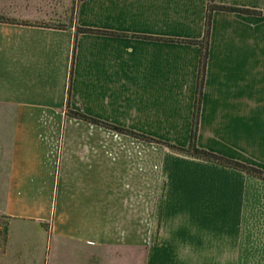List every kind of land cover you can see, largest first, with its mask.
Returning <instances> with one entry per match:
<instances>
[{
	"label": "crops",
	"instance_id": "crops-1",
	"mask_svg": "<svg viewBox=\"0 0 264 264\" xmlns=\"http://www.w3.org/2000/svg\"><path fill=\"white\" fill-rule=\"evenodd\" d=\"M215 2L250 12L212 14L196 145L264 176V0ZM71 3L0 0V264H264V179L66 113L187 146L199 46L159 39L207 0ZM76 26L115 34L77 35L67 99Z\"/></svg>",
	"mask_w": 264,
	"mask_h": 264
},
{
	"label": "trees",
	"instance_id": "trees-1",
	"mask_svg": "<svg viewBox=\"0 0 264 264\" xmlns=\"http://www.w3.org/2000/svg\"><path fill=\"white\" fill-rule=\"evenodd\" d=\"M82 0H73V7L71 10V19L74 17V13L76 11V7L78 3ZM216 10H224V11H244V12H250L248 10H243L235 7L230 6H224L219 5L215 2V0H207V9H206V16H205V23H204V33L201 39L199 40H189V39H159L163 41H170V42H181V43H188V44H195L199 46L200 54H199V67H198V74H197V82H196V93H195V100H194V107H193V114H192V125H191V131H190V137L189 142L187 146L181 147L176 146L173 144H169L166 142H163L161 140H157L155 138H151L148 136H145L140 133H136L131 130H127L118 126L106 124L103 122H100L96 119L90 118L86 115H83L81 113L72 111L70 109L66 110V113L69 116H72L74 118L83 119L85 121L91 122V123H99L106 127L111 128L112 130L120 133L128 134L134 138H138L141 140H145L148 142H156L159 144H163L168 146L171 150L191 156L197 159H201L207 162H211L214 164L222 165L228 168H232L235 170H239L242 172H245L246 174L252 175L257 178L264 179L263 173L261 170L248 166L246 164L227 159L225 157H222L220 155H217L215 153L209 152L207 150L201 149L196 145V136H197V128H198V119H199V111H200V103H201V95H202V87L205 77V69H206V62H207V55H208V45H209V37H210V29H211V19L212 14ZM1 20H7L3 16H0ZM47 25V24H45ZM58 27H65L64 25H57ZM80 33H91V34H115L114 32L104 31V30H97V29H90V28H83V27H75L74 35H73V43H72V54H71V62L69 67V74H68V80H67V90L66 95L67 99L70 94V85H71V78H72V70H73V57H74V48H75V41L76 37ZM4 233H6V230H3Z\"/></svg>",
	"mask_w": 264,
	"mask_h": 264
},
{
	"label": "rangeland",
	"instance_id": "rangeland-1",
	"mask_svg": "<svg viewBox=\"0 0 264 264\" xmlns=\"http://www.w3.org/2000/svg\"><path fill=\"white\" fill-rule=\"evenodd\" d=\"M72 7H73V0H72V3H71V10H72ZM65 26V25H64ZM115 133H117L118 135H123V136H126V137H128V138H134V137H132V136H130V135H128V134H125V133H120V132H116V131H114L113 130V135L115 134ZM137 133V132H136ZM113 137H115V136H113ZM138 139V138H137ZM145 141V140H144ZM154 143H156V142H154ZM159 144V143H158ZM161 146H165L166 148H169L168 146H166V145H163V144H160ZM170 149V148H169ZM5 219H3V217L2 216H0V231H1V233H2V235H1V237H4V235L6 234V233H4V229H5ZM150 222V221H149Z\"/></svg>",
	"mask_w": 264,
	"mask_h": 264
}]
</instances>
